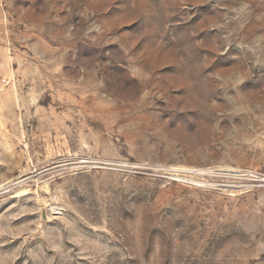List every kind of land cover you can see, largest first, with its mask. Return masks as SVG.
<instances>
[{"label": "rangeland", "instance_id": "1", "mask_svg": "<svg viewBox=\"0 0 264 264\" xmlns=\"http://www.w3.org/2000/svg\"><path fill=\"white\" fill-rule=\"evenodd\" d=\"M0 264H264V0H0Z\"/></svg>", "mask_w": 264, "mask_h": 264}]
</instances>
